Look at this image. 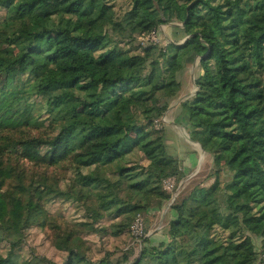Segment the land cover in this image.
Masks as SVG:
<instances>
[{"label":"trees","instance_id":"obj_1","mask_svg":"<svg viewBox=\"0 0 264 264\" xmlns=\"http://www.w3.org/2000/svg\"><path fill=\"white\" fill-rule=\"evenodd\" d=\"M56 1L50 10L47 0H0V240L11 248L0 264H59L36 254L18 263L11 254L24 229L50 221L42 204L53 195L95 196V222L101 212L129 220L162 207V181L176 168L153 122L195 56L197 91L181 105L191 139L231 172L226 205L212 195L219 185L194 188L170 208L167 238H147L131 264H264V24L250 18L264 15V0H130L119 16L111 0ZM175 22L188 38L153 59L122 47ZM135 152L143 164L129 161ZM66 163L73 168L66 191L35 173ZM51 224L63 264L130 260L87 257L86 222ZM115 226L117 236L128 223Z\"/></svg>","mask_w":264,"mask_h":264},{"label":"rangeland","instance_id":"obj_2","mask_svg":"<svg viewBox=\"0 0 264 264\" xmlns=\"http://www.w3.org/2000/svg\"><path fill=\"white\" fill-rule=\"evenodd\" d=\"M114 5V12L116 16L121 15L125 10L129 8L130 0H111ZM60 5L56 0H47V6L50 10L58 8ZM4 10L0 8V18H3ZM250 18L258 23L264 24V15L255 13L250 15ZM181 24L180 22H175ZM163 26V25H160ZM159 26V27H160ZM159 27L152 32H144L135 35L129 45L122 46L125 49H131L133 54L140 55L146 60L153 59L160 49L165 47L169 43L167 42L164 31H160ZM165 31L167 27H162ZM188 37H186L187 39ZM175 44H182L178 40H175ZM7 52H15L13 47H5ZM199 57L195 56L190 59L185 65L184 69L179 74V79H183L186 84V89L191 87L190 75L197 72V66ZM193 71V72H192ZM195 83V81H194ZM184 86V84H183ZM197 91L196 84L190 91V96ZM175 99V98H174ZM173 99V100H174ZM170 101L168 104L171 113L175 110V113L181 115V117L174 123L169 121V112L167 109L158 118L154 119L153 128L158 131H164V149L165 155L175 160V173L169 174L162 181V189L167 194V199L163 202L160 209H150L147 212L139 211L133 215L129 220L124 218L112 220V217L101 212L103 218L94 220V216L89 208L96 207V197H89L88 200H77L76 195L69 198L65 195L55 196L53 195L48 200H44L42 204L43 208L49 214L50 221L44 223L43 226L35 222L24 229L22 240L18 245L12 249L11 254L18 263H22L31 258V255L36 254L39 256H45L59 264H63L66 260L67 254L65 252L57 250L53 246L54 231L51 223L62 225L64 222L70 224L77 222H86L88 227L81 229V238L85 241V247L87 249V257L93 260H97L103 256L109 255L114 261L122 259L123 254H128L129 261L124 264H131V262L140 255L142 247L145 245V240L151 238L152 241H158V239L167 238V228L170 220L169 213L170 208L177 204L180 199L194 188L205 187L210 188L212 186L217 187L213 191L212 195L215 198L217 204L220 207H225V187L231 181V172L220 163L216 164L213 156L205 151L201 144L194 141L190 137L189 129H186V120L184 114V107L176 102ZM31 101L35 103L41 102V98L33 97ZM173 102V103H172ZM149 103L148 105L155 104ZM175 104V105H174ZM167 107V108H168ZM40 112L39 109L35 110L37 116ZM41 119L46 118V114L42 113ZM184 114V115H183ZM178 115V116H180ZM15 116L14 112L7 111L5 117L12 119ZM177 116V118H178ZM45 125L48 123L44 121ZM171 127H170V126ZM167 130V134L165 133ZM129 161H136L137 164H143L141 160V154L135 152L129 156ZM174 167V165H173ZM44 171L48 176V184L55 185L58 183V187L61 190L66 191L71 184L70 177L73 179V168L70 164L66 163L60 165L57 168L43 169L39 168L36 173L40 174ZM110 171L106 172L107 175L111 174ZM34 181L39 179V176H33ZM78 190V187H76ZM106 193V192H104ZM91 195H94L92 192ZM139 219L141 225L136 229L134 227L136 221ZM125 224L128 226L125 232L121 235H114L115 224ZM64 226V224H63ZM93 227V230H91ZM215 235L223 234L222 231L217 228L214 231ZM1 239V238H0ZM255 246L257 250H261V239L254 238ZM11 250L9 241L0 240V255L6 256ZM257 264H263L261 261Z\"/></svg>","mask_w":264,"mask_h":264},{"label":"crops","instance_id":"obj_3","mask_svg":"<svg viewBox=\"0 0 264 264\" xmlns=\"http://www.w3.org/2000/svg\"><path fill=\"white\" fill-rule=\"evenodd\" d=\"M162 27H167V30L166 31H165V29L163 30ZM181 28H182V24L170 23V24H167V25L160 26L159 30L160 31H164L165 35L167 33V35H166L167 36L166 37L167 42L176 43L175 40H178L179 42L182 43V42H184L186 40V36L184 35L183 31H181ZM195 71H194V73H191V75H190L189 79H190L191 87L188 90L185 88L186 84L183 81V79L182 78H181V80L179 79L180 82H181V89H180L177 97L173 101H176V102L181 104V103H183L185 101H188L194 95L193 94V95L190 96L189 94H190V91L192 90L193 86L195 85L194 81H195L196 77L201 74V68L199 66V62H198V66H197V72L195 73ZM183 84H184V86H183ZM171 109H169V107L167 108V111L169 112L168 113L169 114V118H170L169 121H170V123L173 122V121L175 123L181 117V115L179 114V112L175 113L174 112L175 110H173L172 113H171ZM178 115H180V116H178ZM177 116H178V118H177ZM185 120H186V118H185ZM165 133L167 134V130H165Z\"/></svg>","mask_w":264,"mask_h":264},{"label":"built area","instance_id":"obj_4","mask_svg":"<svg viewBox=\"0 0 264 264\" xmlns=\"http://www.w3.org/2000/svg\"><path fill=\"white\" fill-rule=\"evenodd\" d=\"M140 225H141V223H140V221H139V219H138V220L136 221L134 227L137 229Z\"/></svg>","mask_w":264,"mask_h":264}]
</instances>
